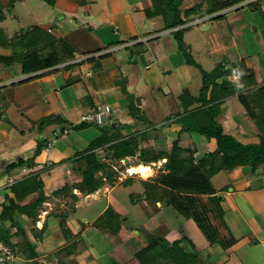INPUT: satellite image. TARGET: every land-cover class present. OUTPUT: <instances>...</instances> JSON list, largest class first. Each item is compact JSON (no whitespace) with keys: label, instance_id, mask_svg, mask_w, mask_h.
<instances>
[{"label":"crops","instance_id":"crops-1","mask_svg":"<svg viewBox=\"0 0 264 264\" xmlns=\"http://www.w3.org/2000/svg\"><path fill=\"white\" fill-rule=\"evenodd\" d=\"M20 1L27 13L36 12L33 22L57 20L62 30L56 36L47 27L57 48L56 66L29 75L21 66L14 77L0 74V238L25 264H121L126 257L131 258L126 264H166V245L194 249L188 227L181 225L185 218L169 215L171 206L159 190L158 179L169 173L166 158L146 164L154 168L150 179L126 171L109 180L99 172L103 184L89 194L79 188L85 165L79 154L100 136L99 126L80 131L69 126L83 123L81 117L95 105L108 104L112 113L106 123L115 124L122 138L136 135L139 148L155 154L170 153L175 145L181 160L197 168L202 164L203 170L209 165L203 158L216 151V141L190 130L204 129L210 120L240 144H258L257 127L239 96L255 113L258 105L264 106V94L256 95L264 88V0H244L210 15L204 13L210 0H183L180 11L202 7L189 17L188 29H181L195 65L185 62L162 16L147 15L151 0H55L53 7L39 0L37 6L35 0ZM200 19L206 20L191 27ZM33 22L28 30L36 28ZM230 61L238 65L230 67ZM238 66L254 74L252 80L239 78L242 88L233 79ZM127 89L136 101L128 99ZM149 91L160 113L156 120L138 110L146 105L143 96ZM44 118L51 121L41 123ZM142 118L147 123L143 128ZM103 150L95 151L98 159ZM130 159L136 157H127L126 163ZM218 164L219 158L215 168L221 170L208 181L214 189L213 179L223 178L213 190L222 197L224 225L219 232H229L235 243L226 250L208 245L206 259L218 264L225 254V264H264V164L255 172L249 166L227 170ZM31 175L36 180L21 186ZM137 181L157 190L151 197L138 195ZM38 182L41 190L36 189ZM149 202L157 210L154 217L147 215ZM92 207L98 210L93 213ZM105 210L112 213L101 219ZM158 216H163L162 224ZM150 220L156 223L149 225ZM146 224L158 240L153 249L157 256L137 255L148 246L150 234L139 229ZM197 258L202 262V256Z\"/></svg>","mask_w":264,"mask_h":264},{"label":"trees","instance_id":"trees-1","mask_svg":"<svg viewBox=\"0 0 264 264\" xmlns=\"http://www.w3.org/2000/svg\"><path fill=\"white\" fill-rule=\"evenodd\" d=\"M39 1L47 4L50 7H53L55 2V0ZM151 1V7L146 10L147 15L162 16L165 22L166 29H173L189 22V20L185 21L184 19H181L180 12L178 10L180 6V0ZM217 1L218 0L209 1L208 9L204 11L206 15L214 14L220 10L234 6L235 4H238L244 0H229L228 2L224 3H218ZM200 9L202 10L201 5L194 7L186 11L185 16L189 19V17L191 16L198 15L199 12H201ZM198 10L200 11L198 12ZM215 18L219 19L220 16ZM4 20L5 16L2 12V9H0V24L4 23ZM0 32L2 33V35L5 36V33L1 29ZM35 33H37L36 28H33L32 30L20 32L19 34L16 33L12 40L11 38L7 37L10 35H6V38L4 40V37L0 38L1 45L5 47H18V52H20V54H18L17 60L20 62L21 71L24 75L33 74L48 69L50 67H54L58 64V57L56 53L57 48L53 44L51 38H46L48 39V42L46 44L52 47V51L44 55L45 50H43L42 47L41 51L44 52V54L42 55L40 53V50H37V47L40 45L39 42L41 40L40 37H36L35 35H33ZM172 33H174V38L176 40L177 46L182 52L185 58V62L188 65H195L190 54L185 49L181 38V30ZM9 60L12 61V57H10ZM239 70L243 71L244 73V75L240 76L241 80L254 79V74L251 70L246 69L244 66H240ZM37 76H40V74L30 78H26L23 82L32 80ZM256 93V95L258 96L264 94V88L258 89ZM239 99L247 113V116L254 121L257 127L259 133L258 144L242 145L231 136L224 135L221 127L216 125L214 121L212 122V120H210L209 124L204 129H194L190 131L200 133L204 135L207 139L214 138L216 141L217 149L214 153L208 154L203 158L204 162H209L207 170H193L192 175L191 173L189 175L187 174L189 169H187L188 167L185 166V161L179 158V153L175 151V145L173 146L172 153L169 156L163 154H155L152 153L150 150H141L139 148V137L134 135L129 138H122L119 135L115 124H107L106 126L103 125L104 127L99 126L100 136L95 140H92L88 144L86 149L81 154H79V159L85 163L83 169L80 172L81 182L79 183V188L83 192L86 191L89 194L94 193L103 184V177L101 176L100 179H98L96 178V174L101 172L102 175L106 177V179L110 180L111 177L114 178L116 174L112 170L114 168V165L112 166L111 163H117L118 161L125 160L127 157H137L140 161L136 165L145 163V166H147V163L157 162L159 159L164 157L168 161L166 168L169 170V173H171V176L168 173L167 175L162 176L163 178L160 177L158 179V183L159 185H161L159 186L160 190L165 192L169 205L175 210L176 213H178L182 217L188 220L192 219L193 221H195L198 226L203 230V233L205 235H208L210 245L218 244L224 250L230 248L235 243V240L229 232L226 231V233H222L219 232V230L217 231V229H213L212 231L207 232L206 229H203L202 222L200 219V215L202 213L200 212L199 206H203L202 210L205 212V214L207 211H213L216 213V210L219 208V214L215 216L218 218L220 217V221H222L220 228H223V214L221 212L220 207L221 200L214 196V193L210 192L211 184L203 176L202 172L204 171L206 174H208V178L211 177L210 175H212L214 171H216L215 164L216 159L218 158V165L223 168L225 167L227 170H231L237 165H242L249 166L251 171L255 172L258 166L264 164V106L258 105L259 111L258 113H255L253 111V108L249 106L245 97L239 96ZM50 121L51 118H44L41 123ZM90 126H92L91 123L83 122L76 126H69V130L80 131ZM99 148L104 149L103 151L105 162H101V159H98L96 157L95 151ZM40 149L41 148L35 151V155L40 152ZM149 153H151V156H147V154ZM187 176L189 178H186ZM35 180L36 176L31 175L29 176L28 181L26 180L24 183L21 184V186H25L29 182H34ZM40 185L41 183L38 182V185L36 186L37 190H41ZM26 192L27 191H25V193ZM203 196L207 197V204L205 205H202L200 202L202 201ZM108 212L112 213V211L110 212V210H105V212L101 216V219L104 218V216H106ZM115 216L118 218L117 215ZM157 241L158 240L155 238H151V240L148 239V246L143 251L139 252V254L137 255L150 254L152 257L157 256V252H154L153 254V249L155 246H157L158 243ZM179 244L174 243L171 246L166 245L165 250L167 252V256L163 257V260L166 262V264H183L184 262H186L187 258L184 259L186 253H184L183 249L179 248ZM173 247L174 249H177V251H180L181 255L183 256H176V252L170 250ZM193 257L197 258V253L193 254Z\"/></svg>","mask_w":264,"mask_h":264},{"label":"rangeland","instance_id":"rangeland-1","mask_svg":"<svg viewBox=\"0 0 264 264\" xmlns=\"http://www.w3.org/2000/svg\"><path fill=\"white\" fill-rule=\"evenodd\" d=\"M82 1L83 0H81V2ZM182 1L183 0H180V3H182ZM34 2L35 3H33V6L40 5V3H39L38 0H35ZM248 4H250V3H248ZM0 7H1L0 9H2V12H3L4 16H5L4 23H1L0 24V29L5 33V36H4L0 32V38H3L4 37L3 40L6 38V35H10V36H7V37L8 38H11V40H12L13 37H14V35L16 33L19 34L20 32L27 31L28 30L27 27L29 26V24H31V22H33L34 18L37 16L36 12H32V14L30 13L31 15L29 13H27L26 10H25V8H24L25 6L22 5V2L20 0H12V1L11 0H0ZM45 7L48 8L47 6H45ZM246 8H248V7H246ZM178 10L180 12L181 19H184L185 21H188V17L185 16V12L180 11V9H178ZM32 25L34 27H36V31H37V33H35L33 35H35L36 37H40V40H41L39 42L40 45L37 47V50H40V53L42 55L45 52L44 55H46L47 53H49V51H52V47L50 45L46 44L48 42L47 41L48 39H46V38L49 37V38L52 39V36L48 33L50 31L47 32V30H48L47 27L48 28H52L53 31H54V33H55V35L57 36L58 33H60L61 30H62L59 27V21L56 20V21H53L51 23H49V22H45V23L42 22L41 23L40 22L38 24L36 22H33ZM199 25L198 24L197 25L195 24L194 26H191V25L190 26L191 27H197ZM188 27L189 26L185 27V30L188 29ZM42 39H44V40H42ZM73 44H74V42H73ZM59 45H60V47H63L64 48V46L66 45V43L65 42H61V44H59ZM68 45L69 46H72L75 49V47L71 43L68 42ZM74 45L76 46V43ZM77 45H78V41H77ZM239 46H240L239 47V50L241 51L243 49V47H242L243 45L239 43ZM41 48L43 50H45V51L44 52L41 51ZM185 49H186V47H185ZM18 51H19L18 47L17 48L16 47L14 48L12 46L5 47V46H3V45L0 44V74L1 73H7V75L9 74L12 77H14L15 75H18L17 73H19L18 72L19 71V67L21 66L20 65V62L17 60L18 54H20V52H18ZM186 51L188 53H190V51H189L188 48L186 49ZM134 56H136V53H134ZM10 57H12V61L9 60ZM130 57H133V56L130 55ZM2 59H4V60H2ZM2 61H4V62H2ZM234 65L235 66L238 65L237 64V61H234V62H231L230 61V67H232ZM238 68L240 69V66H238ZM123 89H124V87H123ZM124 93H125V95H127L128 99H130L131 101H136V97H133V94H134L133 92H130L129 91V92H124ZM154 97L155 96L150 91L147 92V93H145V95L143 96V98H144L145 102H147V103H146L145 106H141V108L138 109V110L144 109L145 112H146V114H149V115L150 114H153V115H151L152 120H156L158 117H160V113L157 110L158 107L155 106L152 103L153 101H155ZM158 97H160V96H158ZM137 107L139 108L138 105H137ZM138 110H137V113H138ZM134 114L135 113H133V115ZM140 122H141V126H139V127H142L143 128V127H145V125H147V123L145 122V120L143 118L140 119ZM153 124L155 125L156 123H153ZM105 125H107V123ZM92 126H97V125L92 124ZM144 139H150V138H144ZM171 153L172 152H170V153H162V154L163 155H166V156H169V155H171ZM147 156H151V153L147 154ZM103 158H104V156H101L99 159L103 160ZM139 161L140 160L136 157V159H130L129 162H127V163H126L125 160L118 161L117 163H111L112 166L114 165V168L112 170H113V172L116 175H119V176H120V174H125L126 175L127 174L126 171H128V168L131 167V166H135ZM124 162L126 163V165L123 164ZM207 163H209V162H207ZM176 164H177V162H176ZM139 165H142V164H139ZM201 165L198 166V168H197V166L191 164L190 162H185V166L188 167L187 169H189L188 172H187V174L190 175V173H191V175H192V173H193L192 171L193 170L194 171H196L198 169L200 170L201 169ZM135 167H140V166L136 165ZM142 167H141L142 168V174L140 176L134 175V178H138V177L140 178L141 177L143 179H147V178L153 176L152 169L154 170V168L151 169V166L150 165H147V166L143 165ZM220 170L221 169L219 167L216 168V171H214V173L212 175H210V176L212 177L213 175L217 174V172L220 171ZM202 173H203V176L207 180L210 178V177L208 178V174H206L204 171ZM169 174L171 176V173H169ZM96 176H97L96 178L100 179L99 174H96ZM163 176H165V175H163ZM186 178H189V177L187 176ZM222 179L223 178L221 177V175H217L213 179L214 184H215L214 185V187H215L214 189H216V186H218L219 184L222 183ZM149 182H154V181L153 180H149ZM138 184H139V187L137 186L138 187V190L136 188V191H135V193L138 194V195L142 194V192H146V194L150 195V197H151L154 194L155 190H157V187L155 188V185L148 184V185L145 186L146 187L145 188V187L142 186V183L141 182H138ZM214 189L212 188V185H211L210 192L211 193H214L213 192ZM230 189H233V186L230 185L228 187V191H230ZM159 190H160V188H159ZM160 192H163V191L160 190ZM163 193L165 194V192H163ZM120 196L127 197L123 193H120ZM217 198L221 199L222 197H217ZM200 202H201L202 205L207 204V197L206 196H203L202 201H200ZM148 204H146L147 207H148ZM101 205H103V204H99L97 206V208L100 209L101 208ZM150 205L151 206L148 207L149 210H148L147 215H150V217H154V215L157 214V210L155 209V206L153 205V203H150ZM202 207L203 206H201V207L199 206L200 212L202 213L201 215L200 214L199 215L201 217L200 219H201V222H202L203 229L204 230L206 229L207 232H210L213 229H217V231L220 230V226H221V222L222 221H220V217L218 218V217L215 216V215L219 214V211H220L219 208L216 210V213L213 212V211L212 212L207 211L206 214H205V212L202 210ZM97 210L98 209H95V207H92V209H91V211L93 213H95ZM169 215L171 217H173V218H176V212L171 207H170ZM122 218H123L122 220L126 219L125 217H122ZM156 218L158 220H160L159 222L162 224V222H163L162 221L163 220V216H160V217L158 216ZM207 219H208V221H207ZM184 220L187 222V224L185 225L184 223H186V222L184 221L183 224H181V225L183 226V229L184 230H187L188 229L187 231H189V235H190L191 239L193 240V242H195L194 245H193V246H195L194 249H191L190 251L189 250L188 251L184 250V253H186L184 259L187 258V260L190 261V263H188V264H209L210 261L208 259H206V257H208V252H209L208 245H210V241H209L208 235L207 234L205 235L203 233V230L192 219L188 221V219L185 218ZM128 223H130V220L129 219H128ZM148 223H149V225L150 224L154 225L156 222H154L153 220H150ZM149 225H147V224L146 225H139L140 226L139 229L140 230H143L144 229L145 232L149 233L150 236H148V239L151 240V238H155V237L152 236V232H150V229L146 228ZM157 226H159V225L157 224ZM186 226L188 227L187 229H185ZM170 229H172L171 225L168 227V230H170ZM173 229L176 230V229H178V227H175ZM213 236H212V238H213ZM155 239H157V238H155ZM162 245H164V244L160 243V246H162ZM170 250L171 251H175L176 252V256L177 255H181L180 251H177V249H174V247L171 248ZM182 252H183V250H182ZM196 252L198 253L197 254L198 257H200V256L203 257L202 259H200V260H202V262L199 261L198 258L196 259L195 257H193V254H195ZM165 253H166L165 256H167V252H165ZM224 257L226 259H224V258L221 259L220 263H218V264H225L227 262V258L228 257L225 254H224ZM130 259L131 258L128 259V257H126L125 259L122 258V260L124 262L121 260V262H122L121 264H126V262L129 263L130 262ZM132 261L133 260H131V262ZM18 264H25V263L22 262L21 260H19L18 261ZM114 264H117V262L115 261ZM210 264H212V263H210Z\"/></svg>","mask_w":264,"mask_h":264},{"label":"built area","instance_id":"built-area-1","mask_svg":"<svg viewBox=\"0 0 264 264\" xmlns=\"http://www.w3.org/2000/svg\"><path fill=\"white\" fill-rule=\"evenodd\" d=\"M206 19L197 20L194 24H202ZM187 27V24L178 26L170 31L175 32ZM234 74V71L232 70ZM112 113V108L108 104L100 103L95 105L94 109L84 114L80 122L91 123L97 126L106 124L108 117ZM124 164V163H123ZM26 172L27 170H23ZM19 258L16 253L0 238V264H18Z\"/></svg>","mask_w":264,"mask_h":264},{"label":"bare ground","instance_id":"bare-ground-1","mask_svg":"<svg viewBox=\"0 0 264 264\" xmlns=\"http://www.w3.org/2000/svg\"><path fill=\"white\" fill-rule=\"evenodd\" d=\"M129 174L131 175H141L142 174V168L141 167H135V166H132V167H129L128 168V171Z\"/></svg>","mask_w":264,"mask_h":264},{"label":"clouds","instance_id":"clouds-1","mask_svg":"<svg viewBox=\"0 0 264 264\" xmlns=\"http://www.w3.org/2000/svg\"><path fill=\"white\" fill-rule=\"evenodd\" d=\"M233 71L235 73L233 79L237 82V87L242 88L243 85L239 83V78H240V76L244 75L243 71H241V70H233Z\"/></svg>","mask_w":264,"mask_h":264}]
</instances>
